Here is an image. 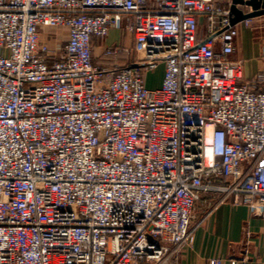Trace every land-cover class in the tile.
Masks as SVG:
<instances>
[{
    "label": "built area",
    "instance_id": "built-area-1",
    "mask_svg": "<svg viewBox=\"0 0 264 264\" xmlns=\"http://www.w3.org/2000/svg\"><path fill=\"white\" fill-rule=\"evenodd\" d=\"M232 3L0 0V264H182L209 192L264 219V71L230 59ZM113 30L132 45L99 65Z\"/></svg>",
    "mask_w": 264,
    "mask_h": 264
},
{
    "label": "crops",
    "instance_id": "crops-1",
    "mask_svg": "<svg viewBox=\"0 0 264 264\" xmlns=\"http://www.w3.org/2000/svg\"><path fill=\"white\" fill-rule=\"evenodd\" d=\"M240 9L251 12L248 7ZM199 22L200 36L205 38L206 21L199 18ZM238 28L236 51L230 59L243 63L244 81L250 82L264 71V16L254 18L250 25L242 23ZM56 34L66 41L67 30H58ZM123 37L129 38L125 32L113 30L106 40H95L96 63L114 66V61L100 59V51L110 46L107 44H125ZM126 45H132V41L129 39ZM126 59L127 56H122L116 64L123 66ZM161 83L162 79L155 86L147 81V87L157 89ZM192 228L193 245L185 250L182 264H209L212 258H222L224 264H232V261L235 264H264V219L256 217L249 207L237 204L234 197H226L221 192L202 194L196 203Z\"/></svg>",
    "mask_w": 264,
    "mask_h": 264
},
{
    "label": "water",
    "instance_id": "water-1",
    "mask_svg": "<svg viewBox=\"0 0 264 264\" xmlns=\"http://www.w3.org/2000/svg\"><path fill=\"white\" fill-rule=\"evenodd\" d=\"M240 7H248L251 12H245ZM232 25H237L243 21L264 16V0H233L230 8Z\"/></svg>",
    "mask_w": 264,
    "mask_h": 264
},
{
    "label": "rangeland",
    "instance_id": "rangeland-1",
    "mask_svg": "<svg viewBox=\"0 0 264 264\" xmlns=\"http://www.w3.org/2000/svg\"><path fill=\"white\" fill-rule=\"evenodd\" d=\"M123 40H124V43L127 44V42L129 41V38L123 37ZM108 43H111V42H108ZM107 45H111V44H107ZM100 59H102V51H100ZM129 60L130 58L127 57L124 64H127ZM163 74H164V65H160L157 70L146 74V81H148L150 85L155 86L157 82H160V80L163 77Z\"/></svg>",
    "mask_w": 264,
    "mask_h": 264
}]
</instances>
